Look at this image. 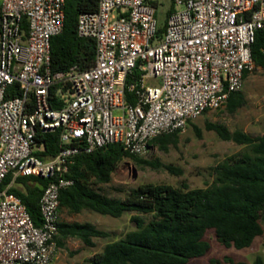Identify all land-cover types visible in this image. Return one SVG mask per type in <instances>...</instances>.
Here are the masks:
<instances>
[{
	"label": "built area",
	"instance_id": "built-area-1",
	"mask_svg": "<svg viewBox=\"0 0 264 264\" xmlns=\"http://www.w3.org/2000/svg\"><path fill=\"white\" fill-rule=\"evenodd\" d=\"M172 1L157 39L149 0H100L78 23L79 36L97 43L93 65L53 73L51 41L63 32L66 0H0V187L9 175L12 184L51 180L40 227L17 195L0 190V264H55L60 193L74 185L66 175L76 156L119 144L143 157L154 139L224 108L257 70L252 45L264 27V0ZM136 70L140 78L128 84ZM39 131L60 132L56 156L36 154Z\"/></svg>",
	"mask_w": 264,
	"mask_h": 264
},
{
	"label": "trees",
	"instance_id": "trees-1",
	"mask_svg": "<svg viewBox=\"0 0 264 264\" xmlns=\"http://www.w3.org/2000/svg\"><path fill=\"white\" fill-rule=\"evenodd\" d=\"M100 0H66L63 32L51 41L53 73H65L74 66L89 69L96 58L97 43L81 38L78 34L79 17L98 10ZM175 11L174 5L168 18ZM24 19L23 28L28 30ZM166 25L159 28L157 39L163 37ZM252 56L257 69L264 70V27L256 31ZM141 76L136 70L128 84ZM13 86L7 98L14 97ZM55 92V88L52 90ZM128 94V93H127ZM130 97L132 95L128 94ZM243 91L230 96L226 105L235 114L245 105ZM60 107L61 103L52 104ZM207 130L216 132L225 141H234L248 148L227 157L212 168L215 176L211 186L191 189L187 183L181 187L143 184L129 191L124 199L109 196L103 185L109 184L113 174L127 158L140 165L151 164L142 157L131 155L119 144L97 149L91 154L81 153L70 166L67 179L74 185L61 191V211L71 214L92 211L101 215L121 218L132 213L135 229L119 240L109 242L101 252L91 257L88 264H191V260L204 257L211 245L205 239L209 230L215 232L218 242L237 250L251 248L256 239L264 237V135L253 137L242 131L231 133L227 127L210 123ZM198 136L201 130L195 127ZM179 133L167 134L154 139V145L167 150L177 145ZM36 141L42 150L40 157L56 156L60 147V132L37 133ZM174 174H180L172 165L159 164ZM13 175L2 183L0 190L8 189L26 206L36 226L43 223L39 202L44 188L51 180L41 177H18ZM147 216H151L148 219ZM58 245L65 247L68 239H79L88 247H95V239L110 237V233L91 223L66 222L59 225ZM230 264H245L228 259ZM212 260L211 264H218ZM254 264H264L258 257Z\"/></svg>",
	"mask_w": 264,
	"mask_h": 264
},
{
	"label": "rangeland",
	"instance_id": "rangeland-1",
	"mask_svg": "<svg viewBox=\"0 0 264 264\" xmlns=\"http://www.w3.org/2000/svg\"><path fill=\"white\" fill-rule=\"evenodd\" d=\"M157 8L159 28L165 26L168 12L173 7L172 0H149ZM243 93L245 105L235 114H230L226 106L220 110L209 112L192 121L186 130L179 133L178 144L170 145L167 150L154 145L142 158L151 164L140 165L130 158L125 159L113 174L109 184L103 185L105 192L115 198L124 199L130 190L143 184L170 185L181 187L187 183L191 189L206 188L214 182L212 168L223 162L227 157L246 151L243 145L234 141H225L214 131L207 130L208 122L220 124L231 133L242 131L253 137L264 135V70L257 69L246 78ZM195 127L201 130V136ZM159 164L172 165L180 174H174ZM132 213H125L121 218L101 215L92 211L71 214L68 210L61 211V221L91 223L101 230L110 233L105 239H95V247L86 246L79 239H68L65 247L60 249L55 264H88L94 254L101 252L112 241L119 240L135 229L131 222ZM151 219V216H147ZM205 239L210 243L209 252L201 258L191 260V264H230L228 259L245 264H254L258 257L264 260V237L256 239L248 249L237 250L221 245L213 230H209Z\"/></svg>",
	"mask_w": 264,
	"mask_h": 264
},
{
	"label": "crops",
	"instance_id": "crops-1",
	"mask_svg": "<svg viewBox=\"0 0 264 264\" xmlns=\"http://www.w3.org/2000/svg\"><path fill=\"white\" fill-rule=\"evenodd\" d=\"M96 244V243H95Z\"/></svg>",
	"mask_w": 264,
	"mask_h": 264
}]
</instances>
